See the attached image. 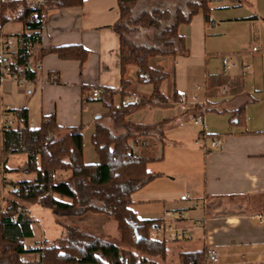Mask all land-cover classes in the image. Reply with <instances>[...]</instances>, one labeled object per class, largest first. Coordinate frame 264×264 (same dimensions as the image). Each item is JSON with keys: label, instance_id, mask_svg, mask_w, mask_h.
I'll list each match as a JSON object with an SVG mask.
<instances>
[{"label": "crops", "instance_id": "obj_1", "mask_svg": "<svg viewBox=\"0 0 264 264\" xmlns=\"http://www.w3.org/2000/svg\"><path fill=\"white\" fill-rule=\"evenodd\" d=\"M188 1L175 0L176 4ZM209 5V22L200 10L190 24L180 26L189 56L150 60L152 68L169 74L162 94L172 102L176 92L188 100L198 97L209 112L202 116L204 125L198 126L177 104L147 106L128 118L145 125L171 119L164 144L150 136L130 142L138 156L152 159L148 170L159 174L134 193L132 208L139 219H160L164 226L170 222L168 212H186L183 221L174 222L187 231L183 240L171 242L163 232H156L169 242L165 264L170 253L179 262L181 253L204 249L218 251L217 264H264V0H244L236 6L229 0H211ZM120 15L118 0H84L80 7L52 11L35 51L38 81L20 86L11 80L0 87V161L3 126L15 119L12 110L26 108L33 130L41 128L44 116H56L63 128L85 126V153V137L92 143L98 121L113 127L103 102L92 96L94 91H118L126 80L130 82L126 100L153 96V87L137 80L135 66L122 74L120 38L113 30ZM3 28L2 34L15 37L17 51L18 38L28 28L20 22ZM71 45L87 49L85 62L66 61L54 53L39 55L40 48ZM114 99L116 106L123 101L120 93ZM241 107L245 111L240 122L232 123L231 113ZM212 139L219 140L213 149ZM19 156L7 164L20 159V165L12 169L6 165L7 169L26 162L27 157ZM98 161L94 157L88 163ZM0 168L5 176L4 166ZM0 184L3 198L5 185ZM186 195L190 199L183 202ZM258 215L262 221L255 218Z\"/></svg>", "mask_w": 264, "mask_h": 264}, {"label": "trees", "instance_id": "obj_2", "mask_svg": "<svg viewBox=\"0 0 264 264\" xmlns=\"http://www.w3.org/2000/svg\"><path fill=\"white\" fill-rule=\"evenodd\" d=\"M229 1L236 6L244 0ZM163 2L118 0L121 15L113 30L120 38L122 74L125 75L128 66H135L137 80L151 85L153 96L142 98L137 104H125L126 90L130 87V82L126 80H122L118 91L101 90L97 99L109 111L105 116L111 120L113 128L100 121L96 123L91 139L98 155L97 163H88L85 159V126L63 128L57 123L56 116H44L41 128L33 130L29 126L26 108L12 110L15 119L11 124L5 123L2 131L0 166H4V173L35 175L33 179L15 182L2 179L4 184H11L10 193L14 197L28 205L50 209L56 217L105 215L117 223L119 243L99 238L74 225H66L65 236L59 240L62 244L45 240L42 246L27 249L26 241L34 236V219L26 205L11 201L5 208L0 204V264H165L169 242L156 236L161 220H141L132 208L134 193L156 180L159 174L148 170L152 159L138 156L130 142L141 136H150L158 137L164 144L165 129L171 119L145 125L133 123L128 118L147 106L169 108L180 102L182 96L177 92L174 102L162 94L161 86L169 74L152 68L150 60L155 57L176 59L189 56L185 38L179 35L180 26L190 24L200 10L204 20L209 22L212 8L209 5L211 0H190L162 10L160 6H164ZM83 3L84 0H47L45 6L31 10L26 0H0V23L5 26L10 22H20L29 30L18 38L13 70L32 83L37 82L39 71L35 51L42 43L41 31L49 15L52 11L80 7ZM53 53L63 60L81 63L89 56L82 45L53 46L40 48L39 51L41 57ZM116 93L123 98L119 106L115 105ZM244 111L245 107L233 111L231 122H240ZM208 112L209 109L203 111L197 106L185 113L195 119ZM114 129H121L123 133H116ZM15 155H25L26 162L14 170L7 169L9 159ZM59 171L70 172L71 177L56 182L55 175ZM209 253L208 249L181 253L179 262L209 264ZM32 256L36 257L26 259Z\"/></svg>", "mask_w": 264, "mask_h": 264}, {"label": "rangeland", "instance_id": "obj_3", "mask_svg": "<svg viewBox=\"0 0 264 264\" xmlns=\"http://www.w3.org/2000/svg\"><path fill=\"white\" fill-rule=\"evenodd\" d=\"M157 1L158 0H152V2L154 3ZM175 3H176L175 0H164V2L162 3L164 6L162 7L160 6V8L162 10H165L166 8H168L167 6L169 5L174 7L173 5ZM149 32L150 30L147 32V34H149ZM114 130L116 133L119 132L116 129ZM85 138L87 139V142L85 144L86 160L91 161L94 159V157H96L98 160V155L94 151L91 140L89 139V137H85ZM22 157L26 158L25 155H20L19 157L16 158H22ZM18 160L20 159L12 160L10 164H7L8 168L12 169L17 165H20ZM70 176H71L70 172L59 171L55 175V181L56 182L64 181L68 179ZM34 177H35L34 174H29L28 176V175L18 174L16 172L6 173L4 176L3 170H1L0 168V183L2 182L3 178H5L8 182H15L23 179H28V180L33 179ZM4 185H5V195L3 198L0 196V204L4 206L3 208L6 207V204H8V202L18 201L22 205H26L27 211L30 212L31 215L33 216L34 222L32 224V230L34 236L26 241L27 249L38 248L42 246L45 240H48L51 243L58 242L59 245L62 244V242L59 240L65 236L66 225H70V226L74 225L87 233L89 232L94 236L107 239L115 244L119 243L118 242L119 233L117 229V223L109 220L105 215L87 214V216L85 217H56L50 209L42 208L39 205H34V204L28 205L20 198L16 196L14 197L10 193V191H12L11 184H4ZM4 198H6L7 201H4ZM65 201H69V200L65 199ZM33 257L36 256L26 257V259H32ZM178 263H179L178 259L176 257H173V253H170L169 261L166 264H178Z\"/></svg>", "mask_w": 264, "mask_h": 264}, {"label": "built area", "instance_id": "obj_4", "mask_svg": "<svg viewBox=\"0 0 264 264\" xmlns=\"http://www.w3.org/2000/svg\"><path fill=\"white\" fill-rule=\"evenodd\" d=\"M47 0H26V5L28 9L31 10H38V8H41L46 5ZM3 25L0 23V33L3 31ZM16 39L14 36H6L4 34H0V87L3 83L6 81H13L15 84H18L20 86H24L26 84H31L32 82L28 80L27 78L21 77L18 73H16L13 70V63H14V55L16 54ZM254 51H257L255 48ZM39 71L40 65L36 67ZM101 93V90L94 91L93 96L97 98L99 94ZM138 98H134L133 100H126L125 104L133 102L135 104L139 103ZM178 107L182 109V111H188V110H194L197 106L202 107L203 111L206 110L205 103L201 102L198 97H193L190 100L186 96H182L180 99V102L177 103ZM196 126L198 125H204L203 117L197 116V118L193 119ZM203 137H207L205 133L203 134ZM219 140L218 139H212L210 147L211 149L218 147ZM189 196L186 195L185 197H182V201L186 202V200H189ZM196 206L193 205L192 209H194ZM185 211H172L168 212L166 214V218L170 220V222H165V226L161 225L158 229V232H163V234L167 237V239L171 242L173 241H181L183 240L187 235V231L184 229H181L174 225V222L177 223L179 221H183L185 218ZM259 221H262L263 218L261 215H258L255 217ZM209 262L213 264L218 263V251L217 250H211L208 256Z\"/></svg>", "mask_w": 264, "mask_h": 264}]
</instances>
